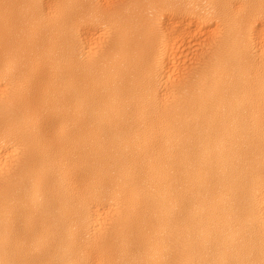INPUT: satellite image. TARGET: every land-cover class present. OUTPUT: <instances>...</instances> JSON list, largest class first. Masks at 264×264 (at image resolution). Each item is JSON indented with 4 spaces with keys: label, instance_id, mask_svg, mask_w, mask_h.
I'll use <instances>...</instances> for the list:
<instances>
[{
    "label": "bare ground",
    "instance_id": "bare-ground-1",
    "mask_svg": "<svg viewBox=\"0 0 264 264\" xmlns=\"http://www.w3.org/2000/svg\"><path fill=\"white\" fill-rule=\"evenodd\" d=\"M0 264H264V0H0Z\"/></svg>",
    "mask_w": 264,
    "mask_h": 264
}]
</instances>
